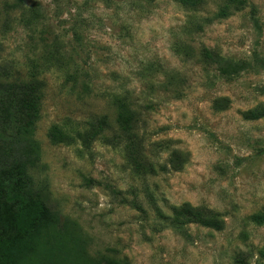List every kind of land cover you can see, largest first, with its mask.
<instances>
[{
  "label": "rangeland",
  "instance_id": "obj_1",
  "mask_svg": "<svg viewBox=\"0 0 264 264\" xmlns=\"http://www.w3.org/2000/svg\"><path fill=\"white\" fill-rule=\"evenodd\" d=\"M0 80L39 85L31 173L59 238L120 264H264V0H0ZM184 203L223 228L173 225Z\"/></svg>",
  "mask_w": 264,
  "mask_h": 264
},
{
  "label": "trees",
  "instance_id": "obj_2",
  "mask_svg": "<svg viewBox=\"0 0 264 264\" xmlns=\"http://www.w3.org/2000/svg\"><path fill=\"white\" fill-rule=\"evenodd\" d=\"M228 66L226 75L243 68L239 64ZM40 99L37 82L0 80V264H120L105 255L89 257L84 238L69 224L60 232L62 237L54 232L57 213L41 200L31 173L40 157V146L32 134ZM256 112L252 109L246 116L257 117ZM59 134L56 128L50 133L56 141L61 140ZM175 160L180 162L172 163V168L181 169L183 159L175 154ZM171 222L223 228L215 213L190 203L174 206Z\"/></svg>",
  "mask_w": 264,
  "mask_h": 264
}]
</instances>
